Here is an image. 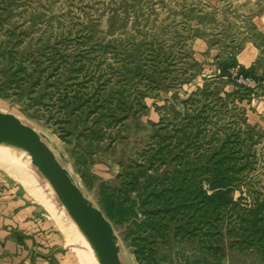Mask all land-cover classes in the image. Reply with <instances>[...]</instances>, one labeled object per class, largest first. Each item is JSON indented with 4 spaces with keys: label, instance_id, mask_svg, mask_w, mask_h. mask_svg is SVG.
<instances>
[{
    "label": "rangeland",
    "instance_id": "obj_1",
    "mask_svg": "<svg viewBox=\"0 0 264 264\" xmlns=\"http://www.w3.org/2000/svg\"><path fill=\"white\" fill-rule=\"evenodd\" d=\"M217 1L242 9L232 13L225 9L224 16L219 12L220 18L230 19L220 22L215 20L213 9H208L215 0H0V6L8 4L11 10L0 24V42L11 39L19 44V53L8 54L7 58L30 71L32 65L24 63L21 55H38L39 71L50 86L40 84L32 94L40 105L35 115L38 118L31 115L33 108L28 112L23 109L21 97L12 90L0 95V111L12 113L36 129L100 209L102 186L120 200L138 197L136 192L121 187L126 182L124 174L137 169V165H147L159 147L161 136L142 131L137 119L160 123L162 118L167 123L168 106L207 83L232 93L231 103L243 107L248 123L254 126L246 137V147H250L247 161L253 168L232 189L233 204L220 218L222 232L205 227L169 233L167 218L160 216L158 226L149 223L132 239L124 226L113 225L122 264H264V256L251 250L253 245L264 246V238L261 242L258 234H253L238 239L228 236L232 233L226 230L248 231L253 222L264 226V123L255 115L263 112L257 102L264 100V72L260 71L264 55H258L255 66L247 67L248 76L240 72L244 67L241 54L247 43H253L260 53L264 49L260 34L246 30L244 21L249 14L244 6L250 0ZM7 61L0 58V69L7 66ZM218 63H231V77L222 73ZM78 68L80 73H75ZM62 77L71 80L63 82ZM18 79L15 82H21ZM64 99H80L83 107L91 109L96 103L107 102L109 113L122 101L135 109L125 125L116 122L113 128L107 124L112 115L109 118L108 112H103V118L96 112L80 119L84 127H101L100 137L92 136L95 148L84 150L85 139L91 136L71 138L61 128L59 110ZM22 100L28 99L23 96ZM230 118L239 120L229 114L225 121ZM124 136V140L119 139ZM10 149L13 151L0 148V158H4L0 159V177L45 224L44 231L40 229L43 236L49 234L45 244L55 245L48 254L51 263L97 264L87 240L45 178L18 151ZM248 210L257 212V216H245L249 222L239 220ZM142 211L156 213L149 204L138 209ZM132 240L140 248L136 253Z\"/></svg>",
    "mask_w": 264,
    "mask_h": 264
},
{
    "label": "trees",
    "instance_id": "obj_2",
    "mask_svg": "<svg viewBox=\"0 0 264 264\" xmlns=\"http://www.w3.org/2000/svg\"><path fill=\"white\" fill-rule=\"evenodd\" d=\"M8 6V4L0 6V24L11 13ZM112 23L114 24V21L110 20L113 26ZM9 40L0 42V58L9 60L7 66L0 69V95H8L9 90H12L16 97H21L23 109L28 112L33 108L34 113L31 115L38 118L35 115L38 114L36 109L40 105L32 94L40 84L49 88V83H46V78H43L39 71L38 55H21L24 63L29 62L32 65L30 71L7 58L8 54L19 53V44ZM53 54L57 55V52ZM218 65L224 75L231 77L228 71L231 63ZM54 69H57L56 66ZM77 70L75 73H80L81 68ZM240 72L245 76L250 74V70L245 67H240ZM17 78H20L18 80L21 82H15ZM69 80L71 79L64 80L62 77L63 82ZM52 84L58 85L57 82ZM23 96L28 100L23 101ZM232 96V93L222 91L218 86L210 87L204 83L201 88L190 92L185 99L172 102L168 106L167 123H163L162 118L160 123H154L149 119L139 122L137 119V127L142 131H151L152 135L161 136V139L159 147L154 149V154L147 165H137V169L126 170L124 174L126 182L122 183L121 187L127 192H136L137 198L120 200L114 197V192L108 194L106 186L99 188L101 209L115 228L124 226L129 238L133 239L136 233L141 232L143 228L146 229L147 224L158 226L162 216L163 219L167 218L165 223L169 233L205 227L208 229L215 227L222 232L220 218L228 210L229 205L233 204L232 189L237 181L253 168L252 163L247 161L250 147L249 145L246 147V137L252 134L254 126L248 123L244 108L231 103ZM108 108L107 102L96 103L91 109L83 107L80 99L73 101L64 99L59 110L60 123L63 124L61 128L65 135L71 138H76L80 134L91 136L85 139L86 145L82 147L84 150L94 149L92 136L100 137L98 134L101 127L99 125L84 127L80 119L96 112L103 118L105 117L103 112L107 113ZM134 109L133 104L122 101L113 112H108L109 118L110 114L112 115L107 124L113 128L116 122L123 121L125 125V120L132 116ZM229 114L239 120L230 118V121L226 122L225 118H228ZM114 138L112 137L110 141ZM125 138L124 136L119 139ZM121 166L125 168L126 165ZM203 184L207 187H203ZM148 204L156 213L138 212V209L141 210ZM242 215L239 220L249 222L245 216L255 218L257 212L248 210ZM226 230L228 234L232 233L228 236L238 239H247L256 234L259 241L264 238L261 236L264 235V226L261 223L256 225V222H253L252 229L248 231L237 228ZM143 232L150 233L147 230ZM131 243L135 253L140 250L135 241L132 240ZM251 250L260 257L264 256L262 245H253Z\"/></svg>",
    "mask_w": 264,
    "mask_h": 264
},
{
    "label": "water",
    "instance_id": "obj_3",
    "mask_svg": "<svg viewBox=\"0 0 264 264\" xmlns=\"http://www.w3.org/2000/svg\"><path fill=\"white\" fill-rule=\"evenodd\" d=\"M0 144L22 153L46 178L91 244L99 264H122L113 224L82 191L36 129L14 114L0 111Z\"/></svg>",
    "mask_w": 264,
    "mask_h": 264
},
{
    "label": "crops",
    "instance_id": "obj_4",
    "mask_svg": "<svg viewBox=\"0 0 264 264\" xmlns=\"http://www.w3.org/2000/svg\"><path fill=\"white\" fill-rule=\"evenodd\" d=\"M221 3L215 0L213 5H208V9H213L216 14L215 20L220 22L230 21L226 16L220 18V13L224 16L227 10L232 13L238 8L242 9L240 6L235 8L227 2L220 5ZM245 5L244 10L249 14L244 21L246 30L260 34L259 39L263 44L261 47L264 49V0L254 2L250 0L248 5L247 2ZM234 16L238 18L237 15L234 14ZM243 49L241 65L245 68L255 66L258 55H264V52L260 53L253 43H247ZM260 71L264 72V62ZM257 104L263 112L255 115L260 122L264 123V100ZM31 212L30 207L15 193L13 187L0 177V264H52L48 254L55 245L54 243L45 244L44 238L49 237V234L43 236L40 232V229L44 231L45 224L39 222V219L35 218L34 213ZM39 224L42 225L39 227Z\"/></svg>",
    "mask_w": 264,
    "mask_h": 264
},
{
    "label": "bare ground",
    "instance_id": "obj_5",
    "mask_svg": "<svg viewBox=\"0 0 264 264\" xmlns=\"http://www.w3.org/2000/svg\"><path fill=\"white\" fill-rule=\"evenodd\" d=\"M0 148H5V149H9V150H11L10 148H8V147H6V146H3V145H1L0 144ZM11 151H13V150H11ZM1 152V151H0ZM17 152V151H16ZM19 154H21L25 159H27V161L32 165V163L30 162V160L26 157V156H24L22 153H20V152H18ZM2 154V153H1ZM0 159H4V158H0ZM6 160V159H5ZM3 161L2 160V162H4V164L5 165H7L6 164V161ZM1 162V161H0ZM7 166H9V165H7ZM33 166V165H32ZM9 167H12V166H9ZM33 168L42 176V174L33 166ZM6 169H7V167H6ZM43 177V176H42ZM43 178H45V177H43ZM45 180H46V178H45ZM47 181V180H46ZM48 182V181H47ZM48 184H49V182H48ZM50 185V184H49ZM50 187H51V185H50ZM52 188V187H51ZM53 190V189H52ZM46 191H47V189H46ZM54 192V191H53ZM55 194V193H54ZM55 196H56V194H55ZM57 197V196H56ZM58 199V198H57ZM64 207V206H63ZM77 225V224H76ZM81 231V230H80ZM82 232V231H81ZM83 234V233H82ZM83 236L85 237V235L83 234ZM85 239L87 240V238L85 237ZM87 242H88V244H89V246H90V248H91V250L93 251V253H94V255H95V257L97 258V256H96V253L94 252V250H93V248H92V246H91V244L89 243V241L87 240ZM96 262H97V264H99V262H98V259L96 260Z\"/></svg>",
    "mask_w": 264,
    "mask_h": 264
},
{
    "label": "built area",
    "instance_id": "obj_6",
    "mask_svg": "<svg viewBox=\"0 0 264 264\" xmlns=\"http://www.w3.org/2000/svg\"><path fill=\"white\" fill-rule=\"evenodd\" d=\"M262 84H263V86H264V80L262 81Z\"/></svg>",
    "mask_w": 264,
    "mask_h": 264
}]
</instances>
